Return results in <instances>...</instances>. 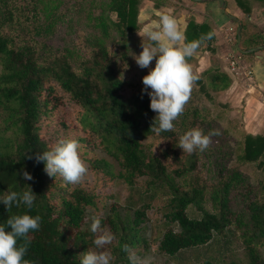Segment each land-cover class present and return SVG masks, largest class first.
<instances>
[{
	"label": "trees",
	"instance_id": "16d2710c",
	"mask_svg": "<svg viewBox=\"0 0 264 264\" xmlns=\"http://www.w3.org/2000/svg\"><path fill=\"white\" fill-rule=\"evenodd\" d=\"M138 3L101 2L99 14L88 16L98 31L78 35L82 54L73 59L72 50L53 48L45 39L58 3L0 0V107L13 133V150L0 152V196L28 187L36 194L31 209L13 206L8 212L0 202V225L13 214L42 218L40 229L29 233L25 259L30 264H81V253L96 250L94 234L82 228L88 213L99 216L102 227L116 237L104 249L113 257L111 264H130L125 244L135 254L154 246L178 264H239L211 254L212 244L228 230L241 242L246 264H264V180L252 183L239 167L251 162L264 167V134H245L231 148L228 132L198 99L201 80L173 122L175 129L159 135L151 131L157 115L150 108L151 89L120 73L107 43L114 31L113 38L127 46L138 29ZM210 31L208 21L190 18L184 42ZM213 40L200 47L209 48ZM205 75L209 97L231 83L221 69ZM192 128L220 135L211 138L213 144L204 152L183 153L179 137ZM62 138L79 143L88 169L80 184L49 176L44 162L35 160L36 153L50 150ZM229 159L235 165L226 166ZM23 171L33 179H23ZM117 182L129 188L127 199L120 201L112 192ZM190 207L199 215L190 216ZM152 229L158 230L156 237H150ZM198 248L191 259L181 256Z\"/></svg>",
	"mask_w": 264,
	"mask_h": 264
},
{
	"label": "clouds",
	"instance_id": "9594fccd",
	"mask_svg": "<svg viewBox=\"0 0 264 264\" xmlns=\"http://www.w3.org/2000/svg\"><path fill=\"white\" fill-rule=\"evenodd\" d=\"M144 34L151 44L142 43L143 50L134 59L140 68H149L155 59L154 68L143 76L142 83L145 90L151 89L148 92L150 108L157 113L151 131L159 135L175 129L173 122L183 114L195 82L199 79L193 73L188 58L204 42L211 40L215 32L210 31L198 40L184 42L186 38L179 30L177 20L169 14H160L155 27L145 29ZM218 135V130L206 135L201 129L192 128L180 135L178 147L183 153L204 152L209 148L211 138ZM79 147L75 139L62 138L50 150L36 153L35 160L44 162V170L49 176L59 175L68 184H80L88 169L79 155ZM28 158L32 159V156ZM22 176L25 180L33 179L27 171H23ZM35 200L36 194L30 187L22 192L8 190L0 196V202L8 212L13 206L20 208L23 205L31 209ZM41 219L39 215L33 217L27 213L8 216L5 224L0 225V264H30L25 259L27 246L31 242L29 233L40 229ZM90 231L94 234L96 250L81 253V264H111L113 257L104 249L113 243L115 235L102 227L99 216L91 217ZM122 250L128 253L130 264H151L150 257L137 256L127 244L123 245Z\"/></svg>",
	"mask_w": 264,
	"mask_h": 264
},
{
	"label": "rangeland",
	"instance_id": "374dc122",
	"mask_svg": "<svg viewBox=\"0 0 264 264\" xmlns=\"http://www.w3.org/2000/svg\"><path fill=\"white\" fill-rule=\"evenodd\" d=\"M46 1L58 3L59 5L55 12L56 16L53 20L51 32L45 33V39L47 43L49 46H53V48L56 49L67 48L72 50L73 59H77L82 54L81 50L78 48V35L83 32L92 34L94 31H98V29L94 30L92 25L89 24L90 21L88 16L91 11L94 15H98L101 11L99 4L104 0ZM155 1H158L159 6L155 5ZM190 1L193 0H139L137 15L138 29L128 38V41L126 42L127 46L122 45L123 41L113 38V35L116 33L114 31H112L111 34L113 40L111 39L107 41L116 60L119 63L120 73H122V75L126 74L130 77L138 79L139 82H142L143 76L147 75L150 69L154 68L155 66V59L152 61L149 68H140L134 59V56L139 55L143 50L142 43L145 45L151 44V41L144 34L145 29L154 28L159 20L160 14H169L177 20L179 30L181 31V26L187 25L190 18L196 21V17H194L196 12L190 8L192 5ZM110 17L114 19L115 14L112 13ZM50 21H52V18ZM226 55L224 61H227ZM192 59L193 60L188 58V63L192 66L193 73L199 77L198 80L203 81V88L201 91L202 94H199L198 99H200L203 105L207 107L211 113V116L218 122L219 127L222 130H226L228 132L230 135L228 142L231 148H233L239 141H242L243 136L245 135L244 130L240 125V120L242 119L241 113H230L231 109L229 107V103L223 102L220 97V93L222 91L216 93L214 92L209 97V93L207 94L208 85L205 74L207 71L211 70V68L197 72V69L193 64L194 59L197 61V58L192 57ZM212 69H221L228 74L227 70H224L221 67ZM4 116L5 115L0 107V152L5 153L11 152L13 150L11 146V141L13 142V133L6 127ZM48 125L52 126L54 125V122L51 121L48 123ZM211 143L213 144V142ZM233 165H235L233 160H227L226 166L231 167ZM239 167L245 173H247L249 180L252 183L257 182L258 180H264V167L255 166L252 162L240 165ZM207 176H209V174ZM112 192L115 193L117 199L120 201L127 199L130 195L129 188L120 182H117L112 186ZM188 214L190 216H198L199 212L193 207H190ZM91 217L92 214L88 213L82 225L83 229L90 230ZM157 231L158 230L152 229L150 232V237H156L158 235ZM212 249V256H217L220 260H235L239 262V264H246L247 262L246 253L233 230H228L224 237L217 239L215 242V247L212 244ZM200 251V248L195 251L188 250L183 252L181 256L186 257V259H191L195 252L199 253ZM261 254L264 257L263 251ZM136 255L142 258L150 257L151 264H178L175 260H173L174 258H170L166 255L158 253L154 246H151L147 252Z\"/></svg>",
	"mask_w": 264,
	"mask_h": 264
},
{
	"label": "crops",
	"instance_id": "0c3cea01",
	"mask_svg": "<svg viewBox=\"0 0 264 264\" xmlns=\"http://www.w3.org/2000/svg\"><path fill=\"white\" fill-rule=\"evenodd\" d=\"M224 1L226 11L241 21V49L262 46L253 52L242 53L243 70H251L252 79L248 80L245 72L234 74L226 68L225 55L235 47L236 41L232 47L226 42L224 35L226 28L230 26L237 30V24L221 12L217 0L190 1V8L196 12V22L208 21L215 32L210 47L207 48L204 44L194 53L192 57L197 58V61L194 59L193 64L197 72L216 67L227 70L231 83L220 93L222 101L229 103L230 113H241L240 125L245 134L263 135L264 104L261 101V90L264 88V0ZM185 28L186 25L181 26L183 34Z\"/></svg>",
	"mask_w": 264,
	"mask_h": 264
},
{
	"label": "built area",
	"instance_id": "2783aa9c",
	"mask_svg": "<svg viewBox=\"0 0 264 264\" xmlns=\"http://www.w3.org/2000/svg\"><path fill=\"white\" fill-rule=\"evenodd\" d=\"M224 38L227 43H229L232 47L234 46V43L236 41V28L233 26H230L226 28V33L224 35ZM227 58V69L230 73H240L245 72L242 67V59L243 55L241 52L235 49V47L231 48L226 55ZM246 76L248 77V80L252 79V71L246 70L245 72ZM261 101L264 104V88L261 90Z\"/></svg>",
	"mask_w": 264,
	"mask_h": 264
},
{
	"label": "water",
	"instance_id": "95a60500",
	"mask_svg": "<svg viewBox=\"0 0 264 264\" xmlns=\"http://www.w3.org/2000/svg\"><path fill=\"white\" fill-rule=\"evenodd\" d=\"M193 1L199 2V1H208V0H193ZM217 1L219 3L221 12L224 13L225 15H227L229 18H231L237 24L235 48L241 53H249V52H253L254 50H257L260 47H262V46H259V47L252 48V49H247V50L241 49V47H240V42H241V21L236 16H234V15H232V14H230V13H228L226 11V3H225L224 0H217Z\"/></svg>",
	"mask_w": 264,
	"mask_h": 264
}]
</instances>
